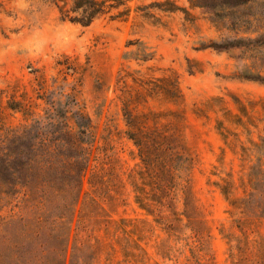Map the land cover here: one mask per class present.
I'll use <instances>...</instances> for the list:
<instances>
[{
  "label": "rangeland",
  "instance_id": "obj_1",
  "mask_svg": "<svg viewBox=\"0 0 264 264\" xmlns=\"http://www.w3.org/2000/svg\"><path fill=\"white\" fill-rule=\"evenodd\" d=\"M75 1L0 0V143L90 127L66 264H264V0Z\"/></svg>",
  "mask_w": 264,
  "mask_h": 264
},
{
  "label": "trees",
  "instance_id": "obj_2",
  "mask_svg": "<svg viewBox=\"0 0 264 264\" xmlns=\"http://www.w3.org/2000/svg\"><path fill=\"white\" fill-rule=\"evenodd\" d=\"M78 11L81 16L63 19L89 26L104 13L97 0L75 1L72 12ZM88 135L90 127L73 133L26 126L10 130L0 143V264H66L89 167L80 138ZM60 139L67 142L57 143ZM71 264L83 263L76 257Z\"/></svg>",
  "mask_w": 264,
  "mask_h": 264
}]
</instances>
